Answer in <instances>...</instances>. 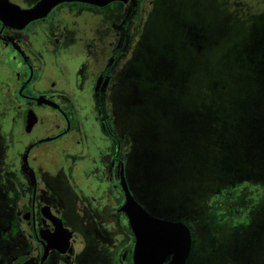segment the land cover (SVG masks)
Wrapping results in <instances>:
<instances>
[{
	"label": "rangeland",
	"instance_id": "obj_1",
	"mask_svg": "<svg viewBox=\"0 0 264 264\" xmlns=\"http://www.w3.org/2000/svg\"><path fill=\"white\" fill-rule=\"evenodd\" d=\"M117 5L61 6L82 10L60 22L61 42L70 48L62 63L43 67L34 85H54L66 103L79 106L69 126H78V114L85 127L78 138L101 151L78 168L108 167L115 142L110 136L117 135L135 199L154 216L190 228L191 264H264V205L251 211L254 199L248 197L264 193V0H144L147 18L139 8L133 11V1L113 10ZM54 14L44 21H54ZM116 41L123 60L106 78L108 93L93 95L107 67L95 58ZM5 72L0 63V228L21 212L19 203L6 199L11 190L31 189L19 172L29 167L21 131L4 124L8 89L15 87ZM54 115L42 111L29 140L61 131V119L46 128ZM16 116L18 125L21 113ZM64 140L56 142L63 150ZM58 200L56 211L76 230L69 257L77 259L82 230L75 208ZM26 227L1 246L11 264L34 244ZM34 252L27 264H35Z\"/></svg>",
	"mask_w": 264,
	"mask_h": 264
},
{
	"label": "flooded vegetation",
	"instance_id": "obj_2",
	"mask_svg": "<svg viewBox=\"0 0 264 264\" xmlns=\"http://www.w3.org/2000/svg\"><path fill=\"white\" fill-rule=\"evenodd\" d=\"M6 1L20 9L27 10L33 8L41 0ZM132 1L134 3L133 11L139 8L146 16L142 5L144 0H116L108 4L115 2L119 5H128ZM69 3L95 6L79 1L61 2L55 5L46 16L28 21L21 27L5 24L0 20V63L7 70L5 72L6 78L15 81V87L8 89L9 103H6L5 108L9 115L7 114V120L4 121V124L5 127L9 126L11 129L15 123L17 130L21 131V138H18V142L24 144L22 152L26 156L29 167L26 171L19 169V172L23 177L29 179L28 183L31 188L30 190H11V195L6 198L10 205L19 203L21 212L11 216L0 228L1 233L2 229L10 223L16 226V233L11 241L3 240L0 234V254L6 264H11L1 246L9 245L15 241L19 237L22 224L27 223L29 226L26 227L27 234L34 241V244L26 246L24 254L18 256L12 264L20 259H22L20 264H27L32 261L35 250L37 252L35 264H41L47 245V241L43 238V232L46 230L51 233L55 232V226L50 217L47 216L52 214L61 219L64 228L70 231V246L65 253L57 249H51L43 264H135L136 235L131 227L128 215L121 211L126 202V193L122 183V166L124 167V177L130 193L133 197L134 195L127 179L125 166L121 161L123 151L117 135L110 136L114 138L115 142L111 143L114 154L108 167L106 165L104 168L99 162L96 163V169L84 170L78 168L82 166L80 160L84 158L87 161L91 160L92 156L96 157L97 152L101 150L96 148L90 150L86 141L82 143L81 139L78 138V135H80L79 128L85 130L78 114V126H69L72 114L77 112V105L74 101L70 104L66 103L65 94L61 90H54V85L51 86V89L46 90L34 86L43 67L54 63H62L60 61L65 58L63 53L70 48L69 44L61 42V33L64 30L61 28L60 22L79 15L82 10L61 7ZM119 5L115 6L113 10ZM52 13H55V20L52 21L51 19L52 22L44 21ZM131 19H133V12L129 20ZM57 35L60 40H53ZM118 43L119 41H116L110 47L109 52L108 47L104 44V54L95 58L97 59V61H94L95 64L105 63L107 67L99 73L97 78L99 85L93 95L97 93L101 95L102 92L108 93L106 78L112 75L114 66L119 65L124 57L122 45L118 46ZM109 61L111 62L110 65L108 64ZM88 72L90 73V68ZM88 72L86 75L89 77ZM27 74L28 77L25 78ZM42 111H48L52 115L55 114L54 123L52 122L53 124L50 127L46 126V128L53 129L54 125L57 126L55 122L58 119L64 121V127L61 131L52 130V135H49V133L44 137L29 140L33 136L34 128L40 123ZM29 112H33L37 117L31 128L26 126V116ZM16 113H21L22 117V122L18 125L15 121L17 118ZM102 124H104V121L99 119V126L101 127ZM87 137H89L88 134ZM62 139H65L62 143L65 145L64 150H67L66 152L60 146L58 147ZM57 140L61 141H58L56 145ZM68 143L73 146H66ZM41 145L47 146L38 149V152H36L35 148H39ZM30 155L37 162L35 166L29 165ZM63 156L66 157V160L63 159ZM41 161L51 162L52 164L58 162L59 167L51 168L45 164L42 165ZM112 162L114 168H111ZM53 165L55 166V164ZM59 198L74 206L78 228L82 230L79 251L81 254L77 259L69 257L73 248L76 230L67 226L64 222V216L56 211L55 207ZM137 202L152 214L147 207L139 201ZM81 224L83 225L82 229ZM52 254H54L53 257H51ZM171 260L172 256L168 257L163 264H170ZM185 264H191V250Z\"/></svg>",
	"mask_w": 264,
	"mask_h": 264
},
{
	"label": "water",
	"instance_id": "obj_3",
	"mask_svg": "<svg viewBox=\"0 0 264 264\" xmlns=\"http://www.w3.org/2000/svg\"><path fill=\"white\" fill-rule=\"evenodd\" d=\"M84 2L103 6L116 0H41L31 9L23 10L6 0H0V20L5 24L21 27L28 21L46 16L61 2ZM37 117L33 112L26 116V126L31 128ZM122 183L126 193V202L122 206L136 235L135 264H163L172 256L170 264H185L192 245V233L183 222H173L150 214L132 196L124 177L122 166ZM55 226V232L46 230L43 238L47 241L41 264L51 249L65 253L70 246L71 233L64 228L61 219L48 214ZM47 233V234H44ZM22 259L15 264H20Z\"/></svg>",
	"mask_w": 264,
	"mask_h": 264
},
{
	"label": "trees",
	"instance_id": "obj_4",
	"mask_svg": "<svg viewBox=\"0 0 264 264\" xmlns=\"http://www.w3.org/2000/svg\"><path fill=\"white\" fill-rule=\"evenodd\" d=\"M241 186H242L241 183L237 184V187H238L237 190L238 191H240L239 188ZM245 187L250 190L249 184L245 185ZM248 195H249L248 197H250V199L251 198L254 199L252 201L253 205L251 207V211H252V209L258 210V209L263 208V205H264V193L263 192L257 191V192H255V195H253V196L251 195V193H248ZM255 198H257V199L255 200ZM248 219L251 220L250 215H249ZM15 233H16V226L13 223H10L7 226H5V228L2 229L0 234H1L3 240H10L11 241L13 239V237L15 236ZM0 264H6L5 261L3 260V257L1 254H0Z\"/></svg>",
	"mask_w": 264,
	"mask_h": 264
}]
</instances>
